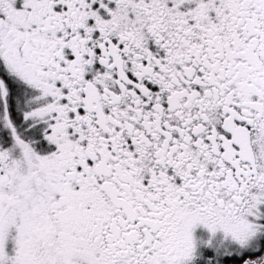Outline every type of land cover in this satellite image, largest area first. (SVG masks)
Segmentation results:
<instances>
[{
	"label": "snow or ice",
	"instance_id": "6c2138e0",
	"mask_svg": "<svg viewBox=\"0 0 264 264\" xmlns=\"http://www.w3.org/2000/svg\"><path fill=\"white\" fill-rule=\"evenodd\" d=\"M0 264H264V0H0Z\"/></svg>",
	"mask_w": 264,
	"mask_h": 264
}]
</instances>
